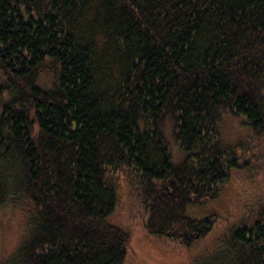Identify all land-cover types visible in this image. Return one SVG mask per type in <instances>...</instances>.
Masks as SVG:
<instances>
[{
    "label": "trees",
    "instance_id": "16d2710c",
    "mask_svg": "<svg viewBox=\"0 0 264 264\" xmlns=\"http://www.w3.org/2000/svg\"><path fill=\"white\" fill-rule=\"evenodd\" d=\"M0 71V264H124L123 190L189 247L213 219L187 205L243 165L220 123L264 138V0H0ZM260 216L207 264H264Z\"/></svg>",
    "mask_w": 264,
    "mask_h": 264
},
{
    "label": "rangeland",
    "instance_id": "374dc122",
    "mask_svg": "<svg viewBox=\"0 0 264 264\" xmlns=\"http://www.w3.org/2000/svg\"><path fill=\"white\" fill-rule=\"evenodd\" d=\"M171 130L167 123L164 132L171 159L179 164L186 154L174 140ZM220 131L223 143L234 150L243 165L230 169L229 179L221 184V192L216 198L189 203L185 210V215L190 218L211 217V230L189 247L147 234L140 225L145 208L137 203L132 192L123 190L109 221L133 233L124 264H207L232 229L250 225L261 217L264 212V138H253L241 115L228 114L220 123Z\"/></svg>",
    "mask_w": 264,
    "mask_h": 264
}]
</instances>
